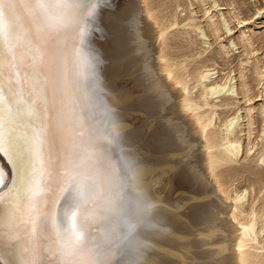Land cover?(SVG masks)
<instances>
[{"label": "bare ground", "instance_id": "bare-ground-1", "mask_svg": "<svg viewBox=\"0 0 264 264\" xmlns=\"http://www.w3.org/2000/svg\"><path fill=\"white\" fill-rule=\"evenodd\" d=\"M171 1L128 3L112 21L113 36L102 35L104 25L97 42L83 34L93 28L101 5L105 19V0L5 6L11 27L0 40V264H264V201H250L252 184L231 195L233 185L222 170L256 146L249 79L263 97L264 65L252 64L248 77L252 58L238 62L240 94L249 105L245 116L233 112L218 125V109L239 94L235 78L227 75L219 83L214 71H189L177 37L194 33L212 44L196 19L181 20L171 11ZM209 1L191 4L204 7L216 55L228 57L237 43L253 54L240 13L227 11L240 26L237 43L231 40L229 47L221 33L232 27L216 11L218 2ZM127 76L147 84L142 113L154 119L149 127L158 143L138 142L141 134L127 120L137 109L114 84ZM261 102L257 112L264 123ZM241 119L247 121L245 145ZM122 131L128 133L123 144ZM164 168L185 175L191 191L185 212L169 215L158 206L161 196L148 192L144 174ZM129 225H136L135 249L125 239Z\"/></svg>", "mask_w": 264, "mask_h": 264}, {"label": "rangeland", "instance_id": "rangeland-1", "mask_svg": "<svg viewBox=\"0 0 264 264\" xmlns=\"http://www.w3.org/2000/svg\"><path fill=\"white\" fill-rule=\"evenodd\" d=\"M132 1L134 0H105L104 2L105 4L100 3V5L103 4L104 7L106 5L107 7L110 6L111 8L110 7L108 8L106 14L104 15L105 19L103 20L102 17L103 15L100 13L102 5L98 7L96 11L97 15L93 19V28L86 27L84 29L83 35L87 37L89 36L91 37V40L93 42H97L102 37L100 36L103 33L102 31L106 29L105 30L106 33L104 31V34L102 35L106 36L109 34V33L107 34V32H110L108 36H113L114 32L112 30L113 29L112 21L116 20V18H119V16H121L123 13L125 5H127ZM216 1L220 5V7L216 9V11L218 12L222 11L221 13L225 15V18L229 22V27L230 28L232 27L233 30L229 34H227L226 31H223L221 33L222 42L229 47H231L230 45L231 40L236 41L237 43V36L239 35L238 30L240 26L237 25L238 23L236 21L230 20L229 13L227 12L233 9L237 11L238 14L240 13L239 14L240 18L246 21L247 27L250 28V34L253 38V47H254L253 54L251 53V55H247L242 45L237 43L235 47H231L233 51L229 54L228 57L216 55L215 52L216 49L218 48V45L214 43V39L210 37L207 23L203 19L202 11L204 10V7L194 2L191 4V0H179V4H180L179 9H176L175 0H172L167 5L171 8V11H177L178 16L181 20L187 18L189 15H191L194 19H196V22L203 28V30L207 32L209 36V38H206L205 41L212 44V46L203 44V40L199 39V37H197L194 33H191L190 35L181 34L180 36L177 37L175 41L178 43V47H181L182 51L187 54V64L189 71L192 73L203 72L205 70L211 71L213 73L214 71L213 74L216 75L213 76V81L215 80L219 83H223L224 81H221V79L223 78L225 79L227 75L231 76L232 78H235L232 83L234 84V88L237 90L239 94H234L232 96L230 106H228L227 108L218 109V113L220 114V120L217 122V124L221 125L225 121V119L229 118L232 115L233 112L236 114L238 112L240 116H245V110L247 108V105H249L244 100H242L243 96H241L240 94L241 80L239 79V74H237L238 73L237 66L239 64L238 62H240V60H246L249 57L252 58L251 64L248 66V69L245 71V74H247L248 77H251L249 71L252 67L251 66L252 64L257 63V61H260L261 65L262 66L264 65V0H216ZM209 2H212V0H210ZM230 3L232 6L228 8ZM207 5L208 6H206V8H209V4ZM258 12H260V14H257ZM219 15L220 13H218V16ZM104 25L107 28L104 29L105 27ZM88 29L91 31H88ZM89 32H92V35L91 33L89 34ZM136 80L137 79L134 76L133 77L127 76L122 78L120 77L117 78L116 81H114V84L118 86L120 92L124 91L131 96L129 100L132 99V101L130 102H134L133 108L137 109V111L129 112L130 115L127 118V120L133 127L132 129L133 130L135 129L134 134L135 133L136 135L137 133L141 134L139 136L137 135L138 138L140 137L139 139L140 141L138 142H142L143 145L147 144V146H149L148 144L150 143H156V142L158 143L159 138L157 139V136L154 135L155 133L154 131H152L153 130L152 126L149 127L150 124L153 123L154 119H150L147 117V114L145 115V113H142L144 112V110H146L145 108H143L145 107L143 106L144 105L143 100L146 98L147 84H144L146 83L145 81L143 82ZM249 80H250L249 83L251 85V95L253 96V101L251 104L256 108L255 111L253 112L254 118L256 120V125L254 126L255 132L252 137V139H255L253 141L255 142L256 146L250 155L246 156L245 154L241 153L237 161L228 165L227 167H223L222 170L224 172L223 173L224 177L229 179L233 185L231 187L232 190L231 188L229 189L231 195L233 196H235V191L241 193L243 192V189H245L249 184L254 185L253 189H256V192L253 193L250 201L253 202L256 206H258L261 204V202L263 203L264 201V189H262L264 187V161H263L264 160V129H263L264 123L262 122V119L257 111L258 108L261 106L262 103L261 99H264V96L261 97V95H263L262 94L263 89H261V87H257L256 83L253 82L252 79ZM80 87H78V89L76 88L75 90L77 94H82ZM137 98L140 102L137 100ZM136 100L138 102H136ZM221 100L222 98L217 99L215 102H220ZM139 103L141 104V109L136 108L138 107L137 104L139 105ZM138 110H140V112ZM90 122L91 124H93L91 119L88 121V123ZM239 123L241 124L239 131L243 132V133L240 132L239 136L242 138V143L245 145L247 142V137H246L247 121L246 119H241ZM84 133H85L84 131L81 132V135H85ZM88 133L91 134V132H87V134ZM118 134L117 136L120 137L121 136L120 132ZM121 134L122 137L124 138V136L127 135L128 133L127 131L124 132L122 131ZM123 138H121L122 144L127 140ZM155 151L159 152L157 148H155ZM260 151L263 152V157L261 159L259 157ZM163 160L165 159L163 158ZM185 160L186 159H184V161ZM179 161L184 162L182 158ZM181 167L182 166L180 165L179 168ZM169 172L170 171L166 170V168L160 169L155 172H153V170L149 172L147 171V173L144 174L143 179L145 180L146 183L148 182L149 186L151 187V189L148 190V192L153 190L157 194V196H161L159 198L160 202L158 206L164 205L165 209H168L169 215L170 214L176 215V212L182 213L184 211V208H187L186 205H191V203L188 201L189 200L188 198H190L191 196V191L186 183L184 173H181V171L178 172L172 171L170 173ZM182 178L185 183L183 182ZM233 191L234 194H232ZM185 221L186 220H183L181 222H185Z\"/></svg>", "mask_w": 264, "mask_h": 264}, {"label": "snow or ice", "instance_id": "snow-or-ice-1", "mask_svg": "<svg viewBox=\"0 0 264 264\" xmlns=\"http://www.w3.org/2000/svg\"><path fill=\"white\" fill-rule=\"evenodd\" d=\"M19 2V0H0V40H3L7 31L11 27L9 18L6 16V5ZM3 134V128L0 127V136ZM2 151V148H0ZM38 172L43 174V168L39 169ZM39 180V176L33 178V183L35 184ZM136 225H129L127 229V235L125 239L127 240V246L130 248H137L139 246V241L135 235Z\"/></svg>", "mask_w": 264, "mask_h": 264}]
</instances>
